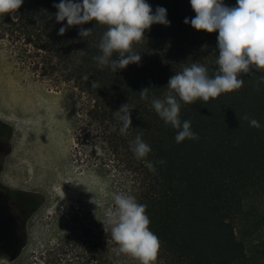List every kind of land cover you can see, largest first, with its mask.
<instances>
[{
	"label": "trees",
	"instance_id": "16d2710c",
	"mask_svg": "<svg viewBox=\"0 0 264 264\" xmlns=\"http://www.w3.org/2000/svg\"><path fill=\"white\" fill-rule=\"evenodd\" d=\"M58 2L23 0L15 12L0 16V36L33 52L32 64L43 76L78 91L74 162L101 171L114 181V193L133 195L147 206L149 230L159 240L151 264H254L236 226L245 198L264 195V86L256 87L261 73L250 68L241 76L240 90L208 102L181 103L180 118L191 121L199 139L177 144L176 130L140 99L139 92L149 88L150 97L162 98L168 80L191 62H200L209 76L214 75L218 33L198 32L184 24L185 17L195 15L189 0H147L153 10L157 6L167 10L170 25L145 30L144 39L133 44L141 55L139 65L114 73L99 69L92 60L106 26L95 28L96 22L90 21L59 36L66 21L55 20L53 5ZM224 3L235 6L236 0ZM81 27L95 29L81 38ZM93 80L99 88H91ZM125 103L132 109L131 128L122 136L113 112ZM243 115L262 127H250ZM138 134L151 146L147 159L166 162L157 164L155 172L135 159L129 148ZM256 227L264 231V217ZM115 247L104 217L101 225L83 228L59 245L46 264H139L135 257L113 252ZM258 259L264 263V246Z\"/></svg>",
	"mask_w": 264,
	"mask_h": 264
},
{
	"label": "clouds",
	"instance_id": "9594fccd",
	"mask_svg": "<svg viewBox=\"0 0 264 264\" xmlns=\"http://www.w3.org/2000/svg\"><path fill=\"white\" fill-rule=\"evenodd\" d=\"M22 3L23 0H0V16L15 12ZM189 4L195 15L185 17L184 24H190L198 32L218 33L215 74L209 76L203 64L191 62L184 64L181 71L168 80L165 87L168 91L162 98L150 97L152 90L149 88L139 92L140 99L147 100L158 117L176 130L174 141L177 144L186 139H199L192 130L191 121L180 118L181 103L208 102L221 94L240 90L244 85L242 74L249 73L253 67L261 73L256 81L257 89L264 86V0H236L235 6H227L224 0H189ZM53 7L57 9L56 22L66 21V25L58 29L59 36L72 26L90 21L96 22L95 28L106 26L97 45L98 54L92 60L99 69L108 68L114 73L131 64L139 65L141 55L134 51L133 44L144 39L145 30L152 25H170L167 10L161 6L153 10L147 0H59ZM35 19L40 23L38 18ZM94 29L81 27L78 34L87 38ZM77 53L86 54L85 51ZM83 79L89 81L87 75ZM91 88H99L98 81H91ZM131 110L129 103H125L113 112L122 136H126L131 128ZM241 119L248 121L250 127H262L258 120L247 115ZM129 148L135 159L143 161L150 172L156 171L157 164L166 163L147 159L152 149L139 134L129 141ZM112 201V205L104 210V216L116 245L113 252L135 257L139 264H151L159 240L149 230L147 206L127 193H113Z\"/></svg>",
	"mask_w": 264,
	"mask_h": 264
},
{
	"label": "rangeland",
	"instance_id": "374dc122",
	"mask_svg": "<svg viewBox=\"0 0 264 264\" xmlns=\"http://www.w3.org/2000/svg\"><path fill=\"white\" fill-rule=\"evenodd\" d=\"M31 54L0 36V132L10 144L0 182L37 200L24 249L0 264H46L77 231L102 224L115 192L110 177L72 158L78 91L43 76ZM262 217L264 195L245 198L236 232L254 264H264L258 259L264 231L256 227Z\"/></svg>",
	"mask_w": 264,
	"mask_h": 264
},
{
	"label": "flooded vegetation",
	"instance_id": "af4514ba",
	"mask_svg": "<svg viewBox=\"0 0 264 264\" xmlns=\"http://www.w3.org/2000/svg\"><path fill=\"white\" fill-rule=\"evenodd\" d=\"M0 132V173L3 158L9 155L8 136ZM37 206V200L29 193L14 191L0 182V263H12L26 244L27 222Z\"/></svg>",
	"mask_w": 264,
	"mask_h": 264
}]
</instances>
